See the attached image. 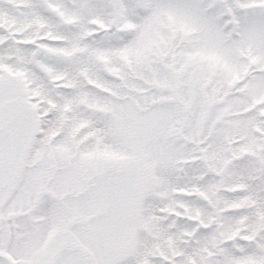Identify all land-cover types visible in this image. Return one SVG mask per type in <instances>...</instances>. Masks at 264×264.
Segmentation results:
<instances>
[{"label": "snow or ice", "instance_id": "snow-or-ice-1", "mask_svg": "<svg viewBox=\"0 0 264 264\" xmlns=\"http://www.w3.org/2000/svg\"><path fill=\"white\" fill-rule=\"evenodd\" d=\"M0 264H264V0H0Z\"/></svg>", "mask_w": 264, "mask_h": 264}]
</instances>
